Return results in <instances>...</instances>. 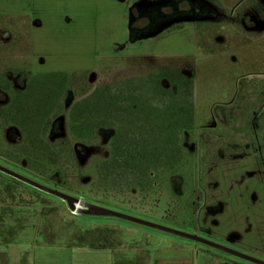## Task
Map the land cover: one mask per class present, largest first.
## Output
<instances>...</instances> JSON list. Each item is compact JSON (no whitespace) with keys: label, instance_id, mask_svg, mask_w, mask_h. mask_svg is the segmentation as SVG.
Here are the masks:
<instances>
[{"label":"rangeland","instance_id":"rangeland-1","mask_svg":"<svg viewBox=\"0 0 264 264\" xmlns=\"http://www.w3.org/2000/svg\"><path fill=\"white\" fill-rule=\"evenodd\" d=\"M0 165L264 260V0H0ZM0 264L250 263L0 170Z\"/></svg>","mask_w":264,"mask_h":264},{"label":"water","instance_id":"water-1","mask_svg":"<svg viewBox=\"0 0 264 264\" xmlns=\"http://www.w3.org/2000/svg\"><path fill=\"white\" fill-rule=\"evenodd\" d=\"M0 170L3 171L4 173H8L12 176H15L19 180H21L27 184H30V185L36 187L37 189H40L44 192H47L49 194H52V195H55V196L61 198L62 200H64L67 203L68 207L72 211L77 210L80 213H84V214H88V215H102V216H109V217H115V218L123 219V220L130 221V222H133L136 224H140V225H143V226H146L149 228H153V229L160 230L163 232H167V233L179 236V237L192 239L194 241L201 242V243H204V244L209 245V246H213V247L220 249V250H223L225 252H230V253H233L235 255H238L241 258H244V259L251 261V262H255L258 264H264V261L261 259H258L256 257L251 256V255L230 249L228 247H225L223 245L215 243V242H213L209 239H206L202 236H199L197 234L181 231L179 229H175V228H172V227H169L166 225H162V224H159L156 222L144 220V219L139 218V217H135V216H132L129 214L121 213V212H118V211H115V210H112V209H109V208H106L103 206L95 205V204H92L89 202H85L82 204V202H80L77 198H75L69 194L61 192L55 188H50V187L44 186V185H42L36 181H33V180H31L25 176H22V175L14 172V171H11L10 169H8L4 166L0 165Z\"/></svg>","mask_w":264,"mask_h":264},{"label":"trees","instance_id":"trees-1","mask_svg":"<svg viewBox=\"0 0 264 264\" xmlns=\"http://www.w3.org/2000/svg\"><path fill=\"white\" fill-rule=\"evenodd\" d=\"M243 83V82H242ZM223 109V108H222ZM234 109V108H233ZM233 109L231 108L229 110V115L230 116H233ZM82 131V130H80ZM82 133V132H81ZM80 133V134H81ZM10 189H11V186L8 187V191L10 192ZM42 214L44 215H48V214H51V213H54L56 212V208L54 207H51V208H46V207H43L42 210H41ZM99 238L98 236L96 235L95 231L94 230H89V231H86L82 237V244L85 245V246H90V245H94L96 244L97 242H99Z\"/></svg>","mask_w":264,"mask_h":264},{"label":"flooded vegetation","instance_id":"flooded-vegetation-1","mask_svg":"<svg viewBox=\"0 0 264 264\" xmlns=\"http://www.w3.org/2000/svg\"><path fill=\"white\" fill-rule=\"evenodd\" d=\"M188 233H189V232H188ZM194 234H195V233H194ZM186 239H188V238H186ZM189 240H192V239H189ZM193 241H194V240H193ZM211 241H212V240H211ZM195 242H197V241H195ZM213 242H215V241H213ZM198 243H201V242H198ZM215 243H218V242H215ZM201 244L206 245V244H204V243H201ZM218 244L223 245V246H225V247H228V248H230V249H233V250H236V251H239V252L245 253V252H243V251H240V250H238V249L232 248V247H230V246H227V245H224V244H221V243H218ZM206 246H209V245H206ZM209 247L214 248V249H217V248H215V247H213V246H209ZM218 250H220V249H218ZM220 251H222L223 253L229 254L230 256L240 258V259H242V260H244V261H246V262H248V263H250V264H258V263H255V262L248 261V260H246V259H244V258H241L240 256L235 255V254H233V253L225 252V251H223V250H220ZM245 254H247V253H245ZM248 255H250V254H248ZM251 256H252V255H251ZM253 257H256V258H258V259H261V258H259V257H257V256H253ZM261 260H263V259H261ZM263 261H264V260H263Z\"/></svg>","mask_w":264,"mask_h":264}]
</instances>
